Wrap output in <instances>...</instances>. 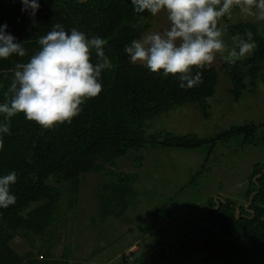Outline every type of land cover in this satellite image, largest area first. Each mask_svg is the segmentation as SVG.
I'll return each instance as SVG.
<instances>
[{"label":"trees","instance_id":"obj_1","mask_svg":"<svg viewBox=\"0 0 264 264\" xmlns=\"http://www.w3.org/2000/svg\"><path fill=\"white\" fill-rule=\"evenodd\" d=\"M38 3L40 8L34 24L29 12L22 11V0H0V26L7 24L8 33L16 37L28 53L23 58L13 54L6 60L0 59V102H4V92L10 85L15 64L27 62L39 48L38 38L47 34L56 23L69 32L75 27L89 38L107 39L105 53L114 67L102 73L101 94L87 100L71 124L45 130L21 113L10 121L11 134L0 135L3 144L0 176L13 171L18 176L10 189L17 197L16 203L7 209L0 208V264H59L38 261L32 252L18 253L12 245L15 237L21 235L29 239L31 245L37 243V239L46 244L49 226L55 221L49 222L60 206V187L69 186L70 193H78L82 176L102 173L130 153L133 166L141 169L146 162L142 149L150 146L179 150L211 146L212 149L218 143L228 146L237 140L232 146L264 148V133L258 136L259 125L254 122L232 127L210 138L178 136L167 131L147 134L153 121L179 107L203 103L200 110L208 118L209 105L204 103L216 94L219 74L211 66L202 70V84L181 89L180 81L174 77L158 76L144 65L130 62L124 51L125 45L141 39L150 30L153 19L147 11L136 13L131 0H38ZM222 22L230 40L233 35L251 31L256 43L249 58L222 67L232 84L229 92L239 101L249 86L255 88L258 80L264 79V22L260 24L262 32L255 24L233 25L228 19ZM95 61L93 52L92 62ZM248 78L251 79L249 85L246 83ZM28 157H31V163ZM263 170L264 162L253 166L245 196L248 207L233 199L217 202L210 198L205 212L191 221L190 235L194 240L182 242L183 239H179L172 248L181 245L188 253H206L208 259H215L220 264H264ZM132 172L133 175L122 173L126 178L130 176L128 183L126 178H118L115 182L108 180L110 183L104 185L105 193L118 197L129 194L133 183L139 179L135 171ZM113 203L114 200L109 199L106 205L110 208ZM109 216L110 211L105 212L103 218ZM178 250L179 247L176 253ZM148 251L146 254L153 253L150 262L146 259L145 264H160L155 258L156 253L164 258H167L166 253L169 257L172 255V250L160 242L152 243Z\"/></svg>","mask_w":264,"mask_h":264},{"label":"rangeland","instance_id":"obj_2","mask_svg":"<svg viewBox=\"0 0 264 264\" xmlns=\"http://www.w3.org/2000/svg\"><path fill=\"white\" fill-rule=\"evenodd\" d=\"M228 21L233 25L255 24L262 32L261 22L241 16L238 10ZM150 25L146 33L167 27V14L163 11L157 14ZM223 39L230 48L232 41L226 31ZM226 64L217 54L212 64L219 74L216 94L204 103L209 105L208 118L201 113L203 103L179 107L153 121L147 134L167 131L178 136L210 138L232 127L254 122L259 125L258 136H262L264 79H259L255 88L249 86L236 101L229 92L232 88L230 79L222 68ZM262 73L264 75V71ZM250 81V78L246 80L247 85ZM236 142L228 143L229 147L218 143L212 149L211 146H203L195 150L150 146L142 149L146 162L141 169L133 166L130 153L102 173L82 176L78 193H70L69 186L60 187V206L49 222L55 221L49 226L46 244L37 239L32 248L29 239L17 235L12 245L20 254L32 252L41 262L145 264L146 259L151 260L153 252L146 253L152 243L160 242L172 250L170 257L166 253L167 258L155 254L160 264H220L215 259H208L206 253H188L181 245L172 247L179 239H183L182 242L194 240L190 235L191 221L205 212L210 198L218 202L233 199L244 207L249 206L245 198L249 177L253 166L264 162V148L232 146ZM124 171L132 175L135 171L139 176L138 180L137 175L134 176L133 190L126 196L106 194L104 185L110 183V179L115 182L118 178H126L125 173L122 174ZM196 175V180L190 184ZM129 179L130 176L126 178L127 183ZM109 199L114 200L110 208L106 205ZM32 207L35 208L34 205ZM108 211L110 216L103 218Z\"/></svg>","mask_w":264,"mask_h":264},{"label":"clouds","instance_id":"obj_3","mask_svg":"<svg viewBox=\"0 0 264 264\" xmlns=\"http://www.w3.org/2000/svg\"><path fill=\"white\" fill-rule=\"evenodd\" d=\"M131 3L136 13L147 11L155 17L165 12L169 25L125 45L130 62L140 63L158 76L174 77L180 81L181 89L202 84V70L211 68L217 54L234 65L256 48L251 31L233 35L232 46L227 47L223 19L231 20L238 10L245 18L264 22V0H131ZM22 4V11L29 12L35 24L34 17L40 8L38 0H22ZM7 28V24L0 26V59L6 60L13 54L27 56L23 44ZM37 43L39 48L28 61L17 62L11 70L10 85L4 92V102H0L3 117L0 135L11 134L10 121L21 113L45 130L71 124L82 111L81 106L101 94L102 73L114 67L105 53L108 40L99 36L89 38L75 27L69 32L56 23ZM28 162H32L31 157ZM17 180L15 171L0 176V208L7 209L16 203L17 197L10 189Z\"/></svg>","mask_w":264,"mask_h":264},{"label":"water","instance_id":"obj_4","mask_svg":"<svg viewBox=\"0 0 264 264\" xmlns=\"http://www.w3.org/2000/svg\"><path fill=\"white\" fill-rule=\"evenodd\" d=\"M264 173V172H263ZM218 207H216V209H217ZM237 214H239V211H237Z\"/></svg>","mask_w":264,"mask_h":264},{"label":"crops","instance_id":"obj_5","mask_svg":"<svg viewBox=\"0 0 264 264\" xmlns=\"http://www.w3.org/2000/svg\"><path fill=\"white\" fill-rule=\"evenodd\" d=\"M132 247V246H131ZM135 247V246H134Z\"/></svg>","mask_w":264,"mask_h":264}]
</instances>
